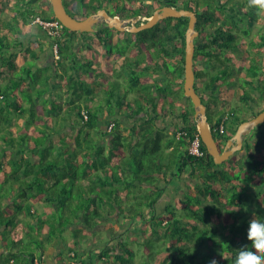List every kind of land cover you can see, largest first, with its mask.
I'll list each match as a JSON object with an SVG mask.
<instances>
[{"label": "trees", "instance_id": "trees-1", "mask_svg": "<svg viewBox=\"0 0 264 264\" xmlns=\"http://www.w3.org/2000/svg\"><path fill=\"white\" fill-rule=\"evenodd\" d=\"M47 1L0 0V12L10 10L11 15L0 14V76L7 74L0 82V264L36 260L43 264L45 251L55 241L52 237L63 238L65 228L78 223L89 231L104 223L109 230L116 224L127 225L117 242L111 240L115 237L111 232L110 240L99 246L97 255L108 261L105 264H137V256L143 264H209L212 259L234 264L239 248L250 246L249 221L254 216L264 221V130L260 124L247 135L243 148L234 153L236 161L232 155L216 163L203 141V155L189 152L198 132L194 104L184 93L189 18L170 16L138 31L136 49L131 45L134 56L131 47L119 50L125 53L117 55L121 68L144 62V70L132 69L129 83L121 80V68L110 60L114 49L109 26L89 31L95 38L86 46L81 38L86 32L80 35L62 24V34L55 38L60 53L55 66L62 68L57 74L66 80L65 91L73 98L86 97V102L95 101L97 93L104 95L95 103L73 100L63 108L53 94L49 104L43 98L40 106L39 99L50 92L52 74L33 65L17 72L11 58L20 48L26 54L29 49L11 39L23 35V28L37 16L57 19L53 10L40 8ZM137 1L138 5L132 0H71L70 12L85 17L109 4L111 14L123 17H150L166 4L194 9L196 28L205 38L196 43L195 86L223 149L241 122L264 109V33L258 42L250 39L246 44L242 37L250 30L241 26L245 15L250 24L261 15L247 7V0H183L185 5L180 0ZM75 41H82L87 52L97 55L77 59L81 48ZM97 41L112 43L111 48L105 46V64L94 46ZM5 50L12 52L7 55ZM234 56L241 58V74L228 84ZM197 59L203 68L196 65ZM106 67H113L115 74L106 73ZM148 75L157 77L142 80ZM243 78L249 88L236 84ZM28 85L36 88L31 91ZM236 87L240 101L230 109H217V95ZM176 98L182 103L180 110ZM169 117V125L161 124ZM68 120L79 125L77 135L68 133ZM56 133L62 134L58 141L53 137ZM74 140L76 147L70 145ZM178 180L181 183L175 187ZM186 180L193 182L185 189L181 184ZM172 188L177 194L170 197ZM82 236L73 241L80 245ZM67 247L68 255L73 250L78 258L82 255L69 243Z\"/></svg>", "mask_w": 264, "mask_h": 264}, {"label": "water", "instance_id": "water-1", "mask_svg": "<svg viewBox=\"0 0 264 264\" xmlns=\"http://www.w3.org/2000/svg\"><path fill=\"white\" fill-rule=\"evenodd\" d=\"M52 10L58 20L71 30L90 31L96 30L97 23H105V25L116 28L120 31L138 32L153 27L159 20L167 17H188V26L186 29V45H185V80L184 93L186 97H190L195 107V118L197 119L198 129L202 141L206 144L208 152L214 157L216 163H222L229 159L236 151L243 148L245 138L254 131L260 124L264 122V109L257 115L241 122L236 132L226 141L223 149L220 148V141L216 138L211 128L207 105L204 103L201 94L197 91L196 71H195V51L196 38L200 32L196 28L198 21L197 12L187 7H177L172 4L159 6L155 9L152 17L146 21L137 24L139 15L123 18L119 15H113L108 8L102 7L96 12L90 13L85 18H79L73 15L64 3V0H51Z\"/></svg>", "mask_w": 264, "mask_h": 264}, {"label": "crops", "instance_id": "crops-1", "mask_svg": "<svg viewBox=\"0 0 264 264\" xmlns=\"http://www.w3.org/2000/svg\"><path fill=\"white\" fill-rule=\"evenodd\" d=\"M132 2L135 5L140 3V1H137V0H132ZM146 2L147 3H151L152 0H146ZM180 2H183V0H180ZM262 19L264 20V15H261L253 24H251V27L252 28L258 27V24L259 23L261 24V20ZM244 25H246V23ZM100 26H107V25L100 24L97 27H100ZM97 27H96V29H97ZM245 27L249 28L248 26H245ZM259 27H262V28L260 29V32L256 33L255 35H253L252 33L243 35V37H242L243 43L245 42L247 44L248 40H250V39L253 40L254 42L259 41L261 39V35L264 33V27L262 26V24ZM45 31L46 30L43 29L41 26H39L38 23L33 21L32 23L27 24L25 26V28H23V32H24L23 35H20L17 38H13L12 37L11 40L13 41V43L18 44V43H20V41H22V43L25 44V48L29 49V50H27L28 52L26 54L23 51V48H20L21 51L18 50L19 52L16 53V56L14 58H11V60L16 65V68L18 70L17 72L22 71L23 67H30V66L33 65V67H35V68H40V69L44 68L46 73L52 74V78L50 80V86H51L50 92L47 91L39 99V105L40 106H42V104H43V98L46 99V102L49 104L50 103L49 100H51V98L53 97V94H56L55 97H56L57 100H59V102L62 103L63 108H68L69 107V103L73 102V100H76V101L81 100V102L84 103L85 101L82 100V98L81 99L80 98H73V96L68 95V93L65 91L66 80H63L61 78V75L57 74V69H59V71L61 72L62 68L61 67L59 68V67L55 66V62H56V58H57L55 50H54L55 39H53L51 36H46L45 35V33H46ZM241 33H242V31H241ZM199 36H201V37L198 40H195L196 43L201 42V40L203 38V35L199 34ZM113 39H115L114 36L112 37V42H114ZM75 43H76L75 45L80 46V48L83 49L82 52L80 51V54H78V56L76 58L79 59V58H84L85 56H87L88 53H87V50L84 48L83 42L82 41H79V42L75 41ZM97 43L99 44V41H97ZM97 43H95L94 46L99 49L98 52L100 53L99 59L101 60V63L105 64V62L107 61V57H106L107 49H106L104 44L103 45H100V44L98 45ZM15 49H13V50H15ZM11 52H12V50H11ZM11 52L8 51L5 54L10 55ZM35 53H37V54H35ZM58 53H59V50H58ZM59 55H60V53H59ZM113 55L114 54H112V56L110 58L111 62H112V59H113ZM110 60H108V61H110ZM2 62L3 61H0V64ZM112 63L114 64L115 61H113ZM8 65H9V62H8ZM196 65H198V64H196ZM114 66L118 67V68L120 67V65H114ZM2 67H3V65H2ZM9 67L11 68V66H9ZM203 67H204V65L201 66L200 68H203ZM6 77H7V74H2L0 76V82L4 81L6 79ZM35 88L36 87H34V86L28 85V89L31 90V91H34ZM61 90H64L63 94H59V92ZM233 90H235L236 93ZM239 91H240V89L237 88V87L234 88V89H231V90H229L227 92L225 91L224 92L225 96H223V98H221V100L223 102V106L220 107L219 102H216L215 105H216L217 109L218 108L219 109L220 108L230 109L231 107L235 106V104L238 103L240 101V99H241ZM229 93H230V95H231V93L234 94V95L236 94L237 95V100H233L234 96H230L231 98L228 97L227 95H229ZM103 95H104L103 93L101 95H99L97 93L96 96H95V101H92V102L95 103ZM130 95H133V94H130ZM262 104H264V102H262ZM214 117H215V119H217V113H215V112H214ZM123 119H125V121H127V122L130 121L129 118L124 116V115H123ZM21 121H23V120H21ZM169 121H171V119ZM139 122H143V120L139 119ZM67 123H68V125H67L66 129H67L68 133L70 135H72V134L73 135H77L76 133H77V129H78L79 125H74V123H72L71 120H68ZM161 124L165 125L166 122L164 121ZM12 127L17 131V126L16 125H12ZM104 127L106 128V126H103V128ZM1 132L3 133L4 131H1ZM93 134L95 136H98L95 132H93ZM61 135H62L61 133H56V134H54L53 137L56 139V141H58ZM98 137L101 138V136H98ZM101 140L103 141V139H101ZM0 141L2 142L3 138L0 137ZM70 145L76 147L77 143L74 140V143H72ZM72 228L74 230H78V229H81L83 227H82V225L80 223H78V224H75L74 226H72ZM79 232H81V231L79 230ZM108 235H109V237H112L111 236V230H109V229H108ZM71 240L73 241V238ZM68 243H69V246H71L73 248H77L76 243L70 242L69 240L67 241L65 246H63V244L61 243L60 240L53 241L49 245V247L51 246V248L48 249L49 248L48 247L47 250L45 251L44 255H43V258H44V263L43 264H71L69 255H68V253L66 251L68 249V247H67ZM103 244H104V241L101 244L96 243V242H89V244L86 247V249H84V250L80 249V252H81L82 257L85 260L86 264H94V263L97 264L96 263L97 262L96 259L98 260L97 253L101 249L99 246H101ZM63 251H65V252H63ZM61 253L62 254L65 253L66 260L64 258L63 259L60 258L59 255ZM92 253L95 254V255H92V257H91Z\"/></svg>", "mask_w": 264, "mask_h": 264}, {"label": "rangeland", "instance_id": "rangeland-1", "mask_svg": "<svg viewBox=\"0 0 264 264\" xmlns=\"http://www.w3.org/2000/svg\"><path fill=\"white\" fill-rule=\"evenodd\" d=\"M48 2V1H47ZM46 2V3H47ZM64 2H65V5L67 6V8L69 9V11L72 9V7H71V0H64ZM48 4V3H47ZM104 4V3H103ZM139 4V3H138ZM137 4V5H138ZM179 4H184L183 2H180L179 1ZM135 5V4H134ZM185 5V4H184ZM109 7H106V8H108V10L110 11V13H112L113 12V7H112V4H109L108 5ZM103 7H105V6H103ZM10 8V7H9ZM40 8L41 9H45V11H52V8L50 7V6H46V5H41L40 6ZM2 12H0V14H1ZM242 13V15L243 14H246L245 12H241ZM5 14H7V12H5V13H2V15H5ZM10 14V10H8V14H7V16H11V15H9ZM121 16V15H120ZM142 16H145V15H142ZM121 17H123V16H121ZM123 18H127V17H123ZM139 22H142V21H138L137 23H139ZM244 24L246 23V25H244V24H241V26H243L244 28H247V27H245V26H248L249 27V30H250V33H252L253 35H255L256 33H259L260 32V29L262 28V27H259L261 24H262V26L264 27V20L262 19L261 20V24L259 23L258 24V27H256V28H252L251 27V24H250V21H249V18H247V16L245 15L244 16ZM17 24V23H16ZM250 24V25H249ZM99 24H97L96 26H98ZM99 28V27H98ZM7 31H8V29H6ZM80 33V35H82V32L81 31H79ZM84 32H86L85 33V35H84V37H81L82 39H84V40H86L87 42H85V44H86V46H88L89 45V40H93L95 37L93 36V34L92 33H88L89 31H84ZM14 34V32L12 33V35ZM107 34L111 37V40H112V37L114 36L115 37V39H113L114 40V42H113V44L112 43H110V44H107V45H105V46H107V47H110V45L112 44V46H113V49H114V55H113V59H112V62L113 61H115V63H114V65H120V57H118L117 55L119 54V55H122V54H125V53H122V52H120L119 50L120 49H124V50H129V48L131 47V45L134 47V46H136V44H137V42H138V40H139V37H138V35H137V32H129V31H120V30H118V29H116V28H111L110 27V29H107ZM204 36V35H203ZM201 36H199V37H197L196 38V40H198L199 38H200ZM205 38L203 37L202 38V40H204ZM201 40V41H202ZM89 41V42H88ZM258 42V41H257ZM96 43V42H95ZM132 43V44H131ZM133 47H131L130 48V52H132V50H133ZM111 48V47H110ZM136 48L134 47V50H135ZM82 50L83 49H81L80 51L82 52ZM6 52H8V50H5V53ZM88 54H87V56L88 57H90V56H93V55H97V52H95V54H93L92 53V55L90 54V52H87ZM134 53H135V51H133L132 52V56H134ZM199 59H200V57H199ZM131 60H133V59H131ZM144 63V62H143ZM143 63L141 64V65H130V63H127L124 67H120L121 68V70H122V75H121V80L124 82V83H129V81H130V79H129V76H130V74H131V72H132V69H137L138 71H142V70H144V68H143ZM241 63H242V61H241V58H240V56H234V60H233V62L231 63L232 65H233V72H232V75L231 76H229V77H227L226 78V81L228 82V84H230L229 83V79H231V78H233V79H235L236 80V76L240 73V68H239V66L241 65ZM196 64H198L197 66L198 67H201V66H203V64H202V62L200 61V60H198L197 59V62H196ZM96 70H99V69H96ZM120 71V70H119ZM102 72V71H101ZM105 72L106 73H112V74H115V71H114V69H113V67L112 68H107L106 67V69H105ZM104 72V73H105ZM244 72H246V71H244ZM241 74V73H240ZM155 75H157V74H155ZM155 77H157V76H143L142 77V80H144L145 81V79H147V80H150V81H153L154 79H155ZM160 79V82H161V78H159ZM44 78H43V80H42V83H44ZM128 81V82H127ZM106 84H110V83H106ZM238 86L240 85V86H247L248 88H249V86L246 84V81H245V79L243 78L242 80H240V81H237V83H236ZM197 85L199 86V87H201V83L199 82V81H197ZM176 88H178V87H176ZM251 89H252V87H251ZM226 90H223V91H221L220 92V94L219 95H217V98H218V100H217V102H219V105H220V107H222L223 106V102H222V100H221V98H223V96H225V94H224V92H225ZM227 92V91H226ZM153 94L154 95H156V94H158V91L157 90H155V89H153ZM228 97H230V96H234V98H233V100H237V95L235 94H232L231 93V95H230V93H229V95H227ZM84 97V96H83ZM81 97L82 98V100H84L85 102H86V97ZM76 98V97H75ZM80 98V99H81ZM231 98V97H230ZM91 99L89 98V100L86 102V103H90L91 104ZM191 103V102H190ZM103 104H106L105 102H103ZM176 105H177V109L178 110H180V108L182 107V103L180 102V99L179 100H177V98H176ZM190 106L192 107L193 105H192V103L190 104ZM171 110V109H170ZM171 117V116H170ZM170 117L165 121L166 122V124L165 125H169V120H170ZM160 123H161V121H160ZM261 128H262V130H264V122L261 124ZM170 129H174V127L173 126H171L170 127ZM96 138H99L98 136H95ZM217 138H218V136H217ZM234 155V154H233ZM232 158H233V161H236V154L234 155V156H232ZM235 163L233 162V165H234ZM237 165V164H236ZM238 167V166H237ZM184 176H185V174H184ZM193 181L192 180H186V184L184 183L183 185L181 184V186H183L185 189H186V185H188L189 183H192ZM175 187L176 186H179V184L181 183V181H175ZM196 189V188H195ZM197 190V189H196ZM172 191V192H171ZM170 192H171V195H170V197L172 196H174V194L176 195L177 194V192H175L174 191V188H172V190H171ZM179 192H181V191H179ZM184 192V190L182 191V193ZM165 199V198H164ZM178 198H175V201H174V203L175 202H178V200H177ZM162 201H164L163 199H162ZM107 228H109V226L108 225H106L105 223L104 224H99L98 226H97V228L94 230H86V229H83V228H81V229H78V230H80L81 232H78V231H75L71 226H69V227H67V228H65V230H64V236H63V238H61V239H58V240H60L61 241V243L63 244V246H65L66 245V243H67V241L69 240L70 242H73V243H75L74 241H72L71 239L73 238H75V237H77V236H82V234L83 233H85V234H89L88 236H86L85 238L82 236V237H80V240H81V244L80 245H77L76 244V246H77V248L78 249H82V250H84V249H86V247L88 246V244H89V242H96V243H99V244H101V243H103V241H104V239H106V240H110V237H109V235H108V229ZM127 228V225L126 224H120V225H118V224H116V226L114 225V228L111 230V232H113L114 233V236L115 237H113L111 240L112 241H115V242H117V239H118V237H119V234L120 233H122V231L124 230V229H126ZM134 235H136V236H138L139 235V231H135V234ZM52 239L53 240H56V237H52ZM75 245V244H74ZM139 246L138 245H136L135 244V248L137 249ZM51 248V246L48 248V249H50ZM119 249V248H118ZM63 252H65V251H63ZM137 255H138V253H137ZM60 258H64L65 260H66V256H65V253H61L60 255ZM137 258H138V260H137V264H143L144 262H142V260H140L139 259V256H137ZM96 263L97 264H105V263H107L108 261H103V260H101V259H99V260H97L96 259ZM130 264H131V262H130Z\"/></svg>", "mask_w": 264, "mask_h": 264}, {"label": "clouds", "instance_id": "clouds-1", "mask_svg": "<svg viewBox=\"0 0 264 264\" xmlns=\"http://www.w3.org/2000/svg\"><path fill=\"white\" fill-rule=\"evenodd\" d=\"M247 7L250 9H254L256 11L257 15H264V0H247ZM139 16H142V15H139ZM151 17L152 16H150V18ZM138 21H140V20H138ZM139 23H141V22H139ZM108 129L110 130L109 127H108ZM197 133L199 134V137H200L199 129H198ZM200 139H201V137H200ZM201 142H202V139H201ZM189 148H190V146H189ZM247 239H248V241L251 242L250 246L244 245V246L239 248V250L235 256L234 264H264V221L260 220L258 218V216H254V218L249 221V227H248V231H247ZM74 249H78V248H74ZM69 258H70L71 264H74L73 261H75V260H78L81 262V264H83L82 255L78 258L76 255V252L74 250L69 254ZM99 259L100 258L98 257V260ZM35 262H37V264H39V262L37 260L34 261L33 263H35ZM209 264H218V261L216 259H212L209 261Z\"/></svg>", "mask_w": 264, "mask_h": 264}, {"label": "built area", "instance_id": "built-area-1", "mask_svg": "<svg viewBox=\"0 0 264 264\" xmlns=\"http://www.w3.org/2000/svg\"><path fill=\"white\" fill-rule=\"evenodd\" d=\"M147 18H148L147 16H139L138 20L143 22ZM34 22L40 24L41 27L43 29H45L46 32L51 37H53L54 39L58 38L62 34L61 33L62 23L58 19L49 20V19H45V18H43L41 16H37L35 18ZM54 50H55V53H56V57L58 58L60 55L58 53V43L57 42L54 43ZM83 113H84L85 117L87 118L88 117L87 111L84 110ZM225 118H226V116L223 118L222 123L220 125V130L221 131H223V129H224ZM112 125L113 124H110L109 128H111ZM189 151H190V153L195 154V155H203L204 154V150L201 148V139H200L198 133H197L195 139L192 141V143L190 145V148H189ZM73 263L74 264H81V262L78 261V260L73 261ZM33 264H37V262H35Z\"/></svg>", "mask_w": 264, "mask_h": 264}, {"label": "flooded vegetation", "instance_id": "flooded-vegetation-1", "mask_svg": "<svg viewBox=\"0 0 264 264\" xmlns=\"http://www.w3.org/2000/svg\"><path fill=\"white\" fill-rule=\"evenodd\" d=\"M47 3H48V4H47ZM47 3L45 2L44 5H46V6H50V7L52 8L51 0H49ZM64 3H65V2H64ZM84 8H85V6H82L83 11H85ZM42 10H45V9H42ZM68 10H69V9H68ZM97 10H98V9H97ZM97 10H96V11H97ZM96 11H95V12H96ZM90 13H93V12H89V14H90ZM72 14L75 15L76 17H79V18H85V17H86V16L84 17V15L79 14V13H72ZM89 14H88V15H89ZM97 24H99V25H100V24L105 25L104 23H97ZM97 24H96V25H97ZM138 24H139V23H138ZM96 25H95V28L97 27ZM97 29H98V27H97Z\"/></svg>", "mask_w": 264, "mask_h": 264}]
</instances>
